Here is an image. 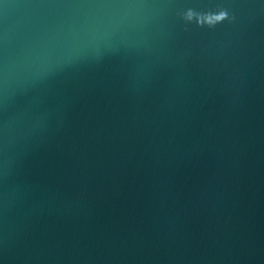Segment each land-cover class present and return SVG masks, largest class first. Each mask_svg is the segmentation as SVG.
<instances>
[{
  "label": "water",
  "instance_id": "1",
  "mask_svg": "<svg viewBox=\"0 0 264 264\" xmlns=\"http://www.w3.org/2000/svg\"><path fill=\"white\" fill-rule=\"evenodd\" d=\"M0 264H264V0H0Z\"/></svg>",
  "mask_w": 264,
  "mask_h": 264
}]
</instances>
